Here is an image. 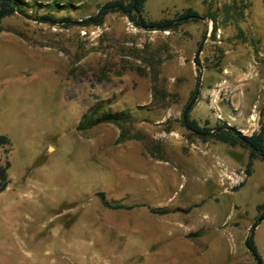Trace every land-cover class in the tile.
Here are the masks:
<instances>
[{
  "label": "rangeland",
  "instance_id": "obj_1",
  "mask_svg": "<svg viewBox=\"0 0 264 264\" xmlns=\"http://www.w3.org/2000/svg\"><path fill=\"white\" fill-rule=\"evenodd\" d=\"M23 1L0 20V264H255L264 165L181 115L264 134V0H145V21L197 13L166 31L82 24L110 0ZM91 113L122 119L78 130ZM252 234L264 263V218Z\"/></svg>",
  "mask_w": 264,
  "mask_h": 264
},
{
  "label": "trees",
  "instance_id": "obj_2",
  "mask_svg": "<svg viewBox=\"0 0 264 264\" xmlns=\"http://www.w3.org/2000/svg\"><path fill=\"white\" fill-rule=\"evenodd\" d=\"M145 0H110L97 7L96 13L93 16L87 17L82 21L83 25H100L105 15L109 13H119L123 15L128 22L134 27L145 30H159L166 31L172 30L180 24L187 21H196L199 19L197 13L190 8L184 10L183 13L176 15L172 19H162L159 21H145L142 17V6ZM25 2L23 0H0V20L4 17L10 16L13 13H23V7ZM198 50V49H197ZM197 64V60L194 59ZM198 73V71H197ZM197 79V78H196ZM194 91L191 93L189 101L193 100ZM189 107L187 112L181 115L182 126L191 134L195 135L201 141L207 139H213L219 143L226 144L228 146H238L248 151L247 161L245 163V175L250 174V166L253 159H258L264 165V134L263 130L259 129L257 132H253L250 135H243L236 131L234 128L221 123L216 124L212 128L206 126H199L196 121L188 118V111L191 108V103H188ZM95 113L91 115H85L82 117L81 122L78 125V130L85 129L89 126H93L98 123H113L118 125V122L122 119L119 113H102L99 116L93 117ZM123 115V114H122ZM206 124V123H205ZM9 151V140L0 135V152L4 156L3 159L0 155V192H2L9 183L7 178L8 162L6 155ZM102 207L108 209H126L130 207H123L116 203H110L105 200L102 192L95 194ZM264 208L263 205L256 206V210L259 211ZM151 213L162 214L163 211H158L152 208L148 209ZM264 218V213H260L254 220L245 240L244 246L250 256L255 261V264H264L256 250L253 242V227Z\"/></svg>",
  "mask_w": 264,
  "mask_h": 264
},
{
  "label": "water",
  "instance_id": "obj_3",
  "mask_svg": "<svg viewBox=\"0 0 264 264\" xmlns=\"http://www.w3.org/2000/svg\"><path fill=\"white\" fill-rule=\"evenodd\" d=\"M188 107H189V105H186V106L184 107V109H183V111H182V114H183V115L187 112Z\"/></svg>",
  "mask_w": 264,
  "mask_h": 264
}]
</instances>
